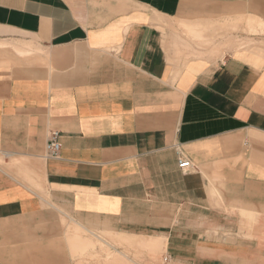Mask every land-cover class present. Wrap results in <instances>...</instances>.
<instances>
[{"label": "crops", "instance_id": "0c3cea01", "mask_svg": "<svg viewBox=\"0 0 264 264\" xmlns=\"http://www.w3.org/2000/svg\"><path fill=\"white\" fill-rule=\"evenodd\" d=\"M88 226L263 263L264 0H0V264L98 258Z\"/></svg>", "mask_w": 264, "mask_h": 264}, {"label": "rangeland", "instance_id": "374dc122", "mask_svg": "<svg viewBox=\"0 0 264 264\" xmlns=\"http://www.w3.org/2000/svg\"><path fill=\"white\" fill-rule=\"evenodd\" d=\"M88 229L93 231L95 234L101 236L105 240V242L104 243L96 242L95 250L99 252L98 258L87 256L84 259H79V264H180L168 259L164 250L159 252L156 255V257L153 258L152 256H148V254L141 249H135L122 245H116V247L111 249V247L109 246V244H107V242L109 241V239H111V235H114V233L104 230H99L95 227H89V226ZM83 235L95 240V237H93L89 232H83ZM100 247L102 249H100ZM124 250L128 253L130 259H121V260L115 259L112 261V259L108 258L105 254L106 253L105 251L118 253L119 251H124ZM136 252H139V255L134 257L135 256L134 254ZM224 255L225 257L223 259L216 260V264H264V260L263 263H258L257 260H255V263H251L250 261H247L245 259L242 253L240 254V256L233 257L230 251L229 252L226 251L224 252ZM68 256L72 257L70 254H68V252L65 249L64 257L67 258ZM187 264H193V263H187Z\"/></svg>", "mask_w": 264, "mask_h": 264}, {"label": "built area", "instance_id": "2783aa9c", "mask_svg": "<svg viewBox=\"0 0 264 264\" xmlns=\"http://www.w3.org/2000/svg\"><path fill=\"white\" fill-rule=\"evenodd\" d=\"M59 131L51 130L48 135V141L46 144V151L48 156H57L60 150V143H59ZM191 166V163L188 159L181 158L178 160V167L181 170L187 169Z\"/></svg>", "mask_w": 264, "mask_h": 264}, {"label": "bare ground", "instance_id": "6f19581e", "mask_svg": "<svg viewBox=\"0 0 264 264\" xmlns=\"http://www.w3.org/2000/svg\"><path fill=\"white\" fill-rule=\"evenodd\" d=\"M80 238H82V237H80ZM98 239H99V238H98ZM85 242H86V241H85ZM80 244H81V243H80ZM81 245H82V244H81ZM82 246H83V245H82ZM82 246H81V247H82ZM81 247H79V249H80ZM72 251H73V250H72ZM77 251H78V250H77ZM79 252H81V251L79 250ZM117 256H118V255H117ZM119 256H120V255H119ZM119 256H118V258H120ZM115 257H116V256H115ZM121 258H122V257H121ZM123 259H124V258H123Z\"/></svg>", "mask_w": 264, "mask_h": 264}]
</instances>
